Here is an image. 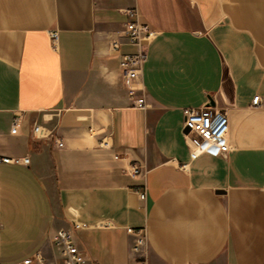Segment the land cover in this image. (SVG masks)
I'll return each instance as SVG.
<instances>
[{"label":"crops","instance_id":"crops-1","mask_svg":"<svg viewBox=\"0 0 264 264\" xmlns=\"http://www.w3.org/2000/svg\"><path fill=\"white\" fill-rule=\"evenodd\" d=\"M134 9L157 32L146 110L131 107L112 49L136 51L124 37ZM211 100L231 149L193 159L184 109ZM34 124L54 135L33 139ZM3 157L30 162L0 161L1 264H63L60 229L86 264H264V0H0Z\"/></svg>","mask_w":264,"mask_h":264},{"label":"built area","instance_id":"built-area-1","mask_svg":"<svg viewBox=\"0 0 264 264\" xmlns=\"http://www.w3.org/2000/svg\"><path fill=\"white\" fill-rule=\"evenodd\" d=\"M130 21L127 23L124 37L126 44L135 47L134 53L121 54L120 48L122 43L115 41L112 44L114 52L120 54L119 70L122 74L124 84L128 91V97L131 102V107L141 110L148 108L146 101L145 90L142 85L141 75L147 58L148 47L155 39V32L150 25L142 23L138 18L136 9L129 10ZM51 39L56 42L58 32H51ZM253 106L261 105V97L256 96L252 102ZM23 122L22 114H15L12 120L11 132L17 134ZM190 129L188 133L185 131ZM184 132L189 138L191 144V156L196 159L204 153L222 154L225 155L231 149L230 138V120L225 111L216 110L212 106H204L203 108H185L184 109ZM92 137H98V144L101 148L109 147L110 133L100 137L101 133L90 128ZM32 138L35 140H44L52 137L54 131L47 129L39 124H34L31 130ZM56 144L63 147V141L58 138ZM1 162L7 164H29V158H10L3 157ZM143 167L140 165H132L130 174L134 177L140 176L143 173ZM139 196L141 200L146 199V191L140 190ZM78 227V226H76ZM129 229V232H132ZM136 243L133 247L138 251L146 244V236L143 231H139ZM53 244L58 251L63 264H86L85 254L80 250L76 242L74 233L68 229H60L53 235ZM34 261L41 263L42 258L37 255L35 259L28 258L23 261V264H33ZM1 264V263H0Z\"/></svg>","mask_w":264,"mask_h":264},{"label":"water","instance_id":"water-1","mask_svg":"<svg viewBox=\"0 0 264 264\" xmlns=\"http://www.w3.org/2000/svg\"><path fill=\"white\" fill-rule=\"evenodd\" d=\"M214 105H215V102L213 100H211L209 106H214ZM189 131H190V129L187 128V130L185 132L188 133Z\"/></svg>","mask_w":264,"mask_h":264}]
</instances>
